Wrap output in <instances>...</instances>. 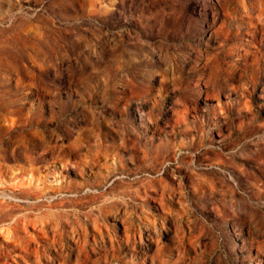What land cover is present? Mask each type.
Here are the masks:
<instances>
[{
    "label": "rangeland",
    "instance_id": "obj_1",
    "mask_svg": "<svg viewBox=\"0 0 264 264\" xmlns=\"http://www.w3.org/2000/svg\"><path fill=\"white\" fill-rule=\"evenodd\" d=\"M0 264H264V0H0Z\"/></svg>",
    "mask_w": 264,
    "mask_h": 264
}]
</instances>
